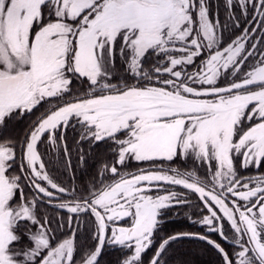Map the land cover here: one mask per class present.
Segmentation results:
<instances>
[{
    "label": "snow or ice",
    "instance_id": "snow-or-ice-1",
    "mask_svg": "<svg viewBox=\"0 0 264 264\" xmlns=\"http://www.w3.org/2000/svg\"><path fill=\"white\" fill-rule=\"evenodd\" d=\"M236 5L251 16L243 25L234 0H225L223 24L210 16L208 0H0V127L48 105L20 142L0 139V264H76L82 214L91 217L84 223L95 243L79 264H99L105 245L130 252L121 264H143L164 213L188 204L189 194L206 212L193 223L207 232L161 238L148 264H161L170 243L183 238L206 242L222 264H264V173L241 177L237 168V161L245 169L264 166V0ZM233 28L239 34L225 41L222 30ZM117 52L134 82H112ZM149 54L162 57L151 72L144 67ZM74 80L86 81L87 90L73 94ZM73 122L81 128L77 144L111 141L116 160L99 169V186L64 200L57 194L69 189L50 174L39 144L47 136L52 152L62 150L52 162L71 171L64 133ZM18 151L19 174L9 175ZM177 158H191L204 174L164 166ZM78 159L87 163L82 150ZM133 161L150 166L117 167ZM22 178L37 196L24 194ZM43 198L69 214V234L55 243L65 221L52 229L49 218L38 219ZM225 224L231 253L209 235L227 240Z\"/></svg>",
    "mask_w": 264,
    "mask_h": 264
},
{
    "label": "trees",
    "instance_id": "trees-1",
    "mask_svg": "<svg viewBox=\"0 0 264 264\" xmlns=\"http://www.w3.org/2000/svg\"><path fill=\"white\" fill-rule=\"evenodd\" d=\"M210 16L216 20L218 19L222 24L227 20L228 12L225 10V0H208ZM233 12L235 16L240 17L241 25L244 24L245 20L251 19V16L242 17L238 5H236V0H234ZM231 28L232 26L229 25ZM241 29L233 28L231 32L223 31V36L225 41L230 36L239 34ZM259 35V33H258ZM201 56L197 61L191 65L187 66V71H194L198 65L199 60L203 59ZM162 59V57L156 56L155 54H149L144 63L145 69H148L150 72L156 66L157 62ZM252 61H250L251 63ZM116 74L112 79L113 83H118L121 77L123 76L128 83L134 82L129 74L124 73V65L122 64L119 53L117 52L116 59ZM247 70V69H245ZM225 81L222 79L220 84L223 85ZM73 94L77 92H83L87 90V82L85 81L83 85L80 81L74 80L72 84ZM48 105L42 103L36 110L32 113L25 114L23 117H13L8 121L5 127H0V139L11 138L20 142L22 138L27 134L30 129L32 122L36 120L46 109ZM256 121L254 120L253 123ZM75 125V122H73ZM81 128L78 125L69 126L65 131V136L67 138V144L69 149L72 151V169L71 171L65 170L62 164H54L52 161L57 158L62 159V150L61 153L52 152L47 143V136H44L42 142L39 144V151L42 154V157L48 167V170L52 177L63 186L69 189L68 194H57L59 199L72 200L79 198L84 194L83 189L90 187L93 184L99 186L101 181V176L99 175V169L104 165L112 164L116 160L115 154L112 152L114 145L111 141H103L93 144L90 140L81 141L79 144L76 142L80 140ZM82 150L86 164L81 165L78 159V153ZM21 163V157L18 151L16 164L13 166L9 175L19 174V164ZM164 166L178 167L181 170H190L194 166L197 167V170L200 175L204 174L205 167L194 165V161L191 159H182L177 158L173 162H163ZM147 163L139 164L137 162L126 163L124 167L117 165L121 171H133L141 167H149ZM238 175L241 177L259 175L264 173V166L256 167L251 166L247 169L239 166V161H237ZM105 181L112 179L111 175L108 174L103 177ZM21 184L24 186V194L29 198L37 196L38 194L31 189L27 181L22 178ZM75 188L76 194L73 196L72 189ZM169 190H174L170 189ZM175 191V190H174ZM177 191H185L182 188H178ZM163 193V190L161 191ZM42 195V194H39ZM189 203L185 205H173L169 208L162 217V223L158 230L155 233L154 243L149 249L142 254L143 264H148L151 256L155 252V248L158 246L161 238H166L168 235H172L177 232H195V233H205L207 229L193 221L201 218L203 214H206L205 210H202L199 202L197 201L194 195L189 194L188 196ZM58 200H54L53 203H57ZM35 213L41 221L45 217L49 218L52 223L50 227L52 229H57L58 223L61 218L65 221V229L56 231L54 233L56 240L63 239L67 236V218L68 213L66 209H59L54 207L53 204L47 202V198L37 199V206ZM191 217V220L189 219ZM91 217L82 214L80 217V224L78 226V231L75 236L76 252H75V262L79 264L81 256L84 251L88 248L94 247V241L90 237V224L84 223L86 220H90ZM127 222L125 220L123 223ZM28 225H21L23 230ZM73 227H77V221L73 220ZM35 230V228H33ZM228 233H226L227 235ZM211 238L217 240L228 252H232L235 247L232 244L231 238L228 236L227 240H222L217 234H209ZM22 243L27 244L28 241L25 239ZM130 255V252L127 249L121 248L120 246L105 245L102 251L101 256L98 258L99 264H121V261L127 256ZM161 264H222V258L211 246L207 245L206 242L199 239L183 238L177 241L171 242L170 246L167 247V250L162 254Z\"/></svg>",
    "mask_w": 264,
    "mask_h": 264
},
{
    "label": "rangeland",
    "instance_id": "rangeland-1",
    "mask_svg": "<svg viewBox=\"0 0 264 264\" xmlns=\"http://www.w3.org/2000/svg\"><path fill=\"white\" fill-rule=\"evenodd\" d=\"M189 159H191V158H189ZM192 160V159H191ZM193 161V160H192ZM165 187H169L170 189H174L175 191H177L178 190V188H181V187H179V186H165ZM130 223V221L129 220H127V222H125L124 224L125 225H127V224H129ZM225 231H226V233H228L227 235L231 238V240H232V232L228 229V226H227V224H225Z\"/></svg>",
    "mask_w": 264,
    "mask_h": 264
}]
</instances>
